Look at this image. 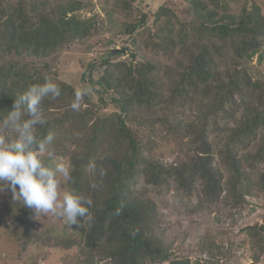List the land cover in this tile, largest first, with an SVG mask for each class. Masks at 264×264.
<instances>
[{
  "label": "trees",
  "instance_id": "16d2710c",
  "mask_svg": "<svg viewBox=\"0 0 264 264\" xmlns=\"http://www.w3.org/2000/svg\"><path fill=\"white\" fill-rule=\"evenodd\" d=\"M97 8L0 0V120L29 86L58 84L61 95L42 101L37 139L54 134L51 150L70 165L65 190L92 202L91 221L54 216L43 231L5 186L3 226L18 254L40 243L60 264H230L241 237L250 264H262L264 212L240 223L257 212L249 198L264 202V0ZM105 36L110 47L80 62L77 80L60 78L71 47ZM85 86L92 92L73 110ZM91 160L105 176L89 172Z\"/></svg>",
  "mask_w": 264,
  "mask_h": 264
},
{
  "label": "clouds",
  "instance_id": "9594fccd",
  "mask_svg": "<svg viewBox=\"0 0 264 264\" xmlns=\"http://www.w3.org/2000/svg\"><path fill=\"white\" fill-rule=\"evenodd\" d=\"M91 92L92 88L88 86L78 88L71 108L78 110ZM50 95H61L59 85L52 80L33 84L18 94L13 101V110L0 120V192L6 186L13 200L21 201L35 214L51 213L63 218L68 226L77 225L78 217H88L91 221L89 207L92 202L72 190H65L61 181L71 180L70 165L61 162L62 158L51 150L54 134L49 133L39 140L36 135L37 126L46 123L42 101ZM8 129L16 133L11 141L5 134ZM45 154L52 163H45ZM87 167L94 176L106 175L105 169L95 160H91ZM120 212L117 209L114 214L119 216Z\"/></svg>",
  "mask_w": 264,
  "mask_h": 264
},
{
  "label": "rangeland",
  "instance_id": "374dc122",
  "mask_svg": "<svg viewBox=\"0 0 264 264\" xmlns=\"http://www.w3.org/2000/svg\"><path fill=\"white\" fill-rule=\"evenodd\" d=\"M87 3H93L97 5V9L100 7L110 4L114 0H82ZM149 7L148 10L154 11L164 0H144ZM124 8L128 6L124 5ZM264 13V8H263ZM110 46L107 45L106 36L103 37L102 41L97 43V38H94L91 43L86 46H73L71 47L60 59L59 62V75L60 78L67 81L68 83H73L77 80L80 71L82 70L80 62L85 61L89 57H99L103 55L104 52ZM119 48V47H118ZM172 194V192H171ZM170 200H173L172 197H169ZM253 205L258 206L257 212L251 217L246 218L240 223L244 224H253L254 222H261L259 215L263 214L264 210L260 206L264 205L263 200H254L249 198ZM6 198L2 196L0 200V215L2 219L0 220V264H60L59 257L54 253V249L51 247H44L40 243L29 244L26 250L18 254V243L15 242V238L6 230L3 226L5 213L3 211V204ZM54 215L51 213L48 214H35L32 222L35 223V229H41L43 231L52 229L51 226L54 224L52 218ZM171 217L173 218L172 214ZM39 223V225H38ZM238 227H235L236 230ZM48 232V231H47ZM241 237L234 239L232 251L235 253V258L230 262V264H250L248 260V255L246 252V245H239L241 242ZM221 242L223 240L221 239ZM228 244V242H227ZM236 245V246H235ZM239 245V246H237ZM48 253L47 259L44 260L45 254ZM264 264V260L262 261Z\"/></svg>",
  "mask_w": 264,
  "mask_h": 264
},
{
  "label": "water",
  "instance_id": "95a60500",
  "mask_svg": "<svg viewBox=\"0 0 264 264\" xmlns=\"http://www.w3.org/2000/svg\"><path fill=\"white\" fill-rule=\"evenodd\" d=\"M119 51V49H115L113 52H118Z\"/></svg>",
  "mask_w": 264,
  "mask_h": 264
}]
</instances>
